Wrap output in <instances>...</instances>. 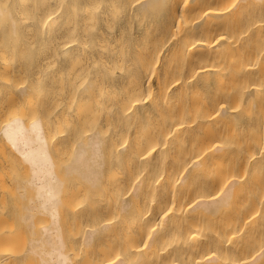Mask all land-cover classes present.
I'll use <instances>...</instances> for the list:
<instances>
[{"label": "bare ground", "instance_id": "bare-ground-1", "mask_svg": "<svg viewBox=\"0 0 264 264\" xmlns=\"http://www.w3.org/2000/svg\"><path fill=\"white\" fill-rule=\"evenodd\" d=\"M0 89V264H264V0H0Z\"/></svg>", "mask_w": 264, "mask_h": 264}, {"label": "rangeland", "instance_id": "rangeland-1", "mask_svg": "<svg viewBox=\"0 0 264 264\" xmlns=\"http://www.w3.org/2000/svg\"><path fill=\"white\" fill-rule=\"evenodd\" d=\"M190 38V35L188 36V39ZM25 91H27L26 89H25ZM24 91V92H25ZM50 91V90H49ZM2 89H0V94H1V96H0V120L5 116L4 114V109H6V108H3V110H2V106L3 107H5L6 106V100H2L4 97H3V95H2ZM50 93V94H49ZM25 93H22L21 92V94H20V92H18V96H19V99H18V101L21 99V98H23L22 96H26V94L24 95ZM49 94V95H48ZM48 96H43L44 98H45V100L47 99V103L49 104L48 105V107L46 106V110L45 109H43V111L40 109V107L41 106H43L42 104H41V102H39L40 100L42 101V99H40V98H42V97H39V99L40 100H38V98H37V100L35 99V101H32L33 102V106L32 107H34V108H32V107H30V108H32V110L34 109V110H36V111H42V113L43 112H45V114L43 113L42 115H43V117L45 118V122H47L49 125V127L47 128L48 130L47 131H49V129H50V131L49 132H51V129H55L54 127H53V125H54V123L57 121L56 120V118H58V117H54V115L55 116H57L55 113L58 111L57 110V108L56 107H54V106H56V105H53V104H55L54 103V101H52L53 102V104H51V100H54V95H53V93H52V95H51V92H48ZM22 95V96H21ZM42 95V94H41ZM40 95V96H41ZM51 96H52V98H51ZM48 97H49V99H48ZM35 98V97H34ZM43 98V99H44ZM51 99V100H50ZM1 100H2V102H1ZM50 100V101H49ZM18 101H16L17 103H18ZM21 101H23V100H20L19 102H21ZM45 102V101H44ZM69 101H67V103H68ZM71 102V101H70ZM38 103V104H37ZM43 103V102H42ZM46 103V104H47ZM75 103V102H74ZM74 103H72V105L71 104H68V105H71L72 107H74L75 106V104ZM3 104V105H2ZM41 105V106H40ZM53 105V106H52ZM66 106V104H64V102H63V104H59V106ZM74 105V106H73ZM37 106V108H39V109H37V108H35ZM59 106H58V108H59ZM60 106V108H59V110L61 111V109L64 111V113H68V111L70 110L71 111V107L69 108V106L68 107H61ZM42 108V107H41ZM52 109H54V110H52ZM56 109V110H55ZM67 110V111H66ZM69 111V112H70ZM46 112H47V114H46ZM58 113V112H57ZM68 115V114H67ZM49 116V117H48ZM51 117H54V118H51ZM51 119V120H50ZM53 119H54V122H53ZM70 119V121L72 120V118H69ZM74 119V118H73ZM47 120V121H46ZM50 120V121H49ZM53 123V124H52ZM67 125H69V126H66V125H64V126H60V127H58L57 128V126H56V128L58 129V130H61V131H56V134L54 133V137L57 135H62L61 137H65L66 136V134H69L70 132H71V130L73 129L74 130V128H75V130L76 129H78V130H80L79 128H76V127H78V126H76L75 124H71L72 125V127H73V125L74 126H76V127H71V125L70 124H67ZM51 127H53V128H51ZM62 128V129H61ZM48 132V133H49ZM61 133V134H60ZM88 133V132H87ZM64 135V136H63ZM256 135V134H255ZM53 136H51V138L53 137ZM56 136V137H57ZM249 136V135H248ZM54 137L52 138V140L54 139ZM57 139H59V137L57 138ZM56 139V140H57ZM64 153H65V155L64 154H62V155H60L62 158H60V159H64V157L67 159V157L70 155V150L68 149V150H66V151H64ZM0 154H1V152H0ZM6 155V153L4 154V156ZM7 157H8V155H6ZM3 157V156H2ZM2 157H1V155H0V159H2ZM5 158H3V160H4ZM66 159H64V160H66ZM62 161V160H61ZM5 169H0V172L2 171L3 173L0 175V179H2V184H1V180H0V187L1 188H3V190L0 188V190H2V192H1V194H3V195H5L6 194V196H4L5 197V199H3L4 201H5V204L8 206H6L5 204V206L3 205V200L1 199L0 200V204H2V206H0V212H3V210L1 209V208H3V209H5V211L3 212V214H5L7 217L8 216H10V219L8 218L7 220H12L11 222L10 221H5L6 222V224L8 225L9 224V222L12 224L13 222H14V224L12 225V227L14 226V228L13 229H19V226H20V223H21V226H22V229L23 230H21L22 231V234H24L23 236H25V235H27V238L25 239V241H23L24 240V238H23V240L22 241H20L21 243H22V246H23V244L24 243H26V240L28 241L29 240V238H30V235L32 234V232L31 231H33L34 233L35 232H37L36 230H35V227L37 226V224L35 223V224H33V225H31V223L33 222L34 223V221H32L31 220V223L29 224V223H25V221L24 220H21V213H22V211H24V208H25V206H23V205H25V204H27V202H26V200L24 199V198H22V197H19V195L17 194L18 192H17V190H16V187L13 185V184H15V183H13L14 181L12 180V178H11V181H10V177L12 176V175H14V174H12V173H10L9 171H8V169L6 168V170L4 171ZM259 169H256L255 171H254V174L258 177V175L257 174H259L260 175V173H261V171H259ZM6 172V173H5ZM10 174H9V173ZM4 174V175H3ZM7 174H9V175H7ZM2 176H3V178H2ZM14 177V176H13ZM15 178V177H14ZM6 180V181H5ZM11 183H10V182ZM13 181V182H12ZM4 182V183H3ZM7 182V183H6ZM13 186H12V185ZM69 184V183H68ZM4 185L6 186V187H4ZM10 185V186H9ZM9 186V187H8ZM14 188V190H12L13 188ZM11 189V190H10ZM10 190V191H9ZM3 191H5L4 193H3ZM12 191V192H11ZM15 193H14V192ZM101 191V188H99L98 189V193ZM8 192V193H7ZM10 193L12 194V196H10ZM0 194V195H1ZM14 196V197H13ZM1 197V196H0ZM3 196H2V198H4ZM14 198V199H13ZM23 199V200H22ZM20 200V201H19ZM2 202V203H1ZM15 202H16V204H15ZM17 203H20V205L19 204H17ZM19 205V206H18ZM2 210V211H1ZM9 212V213H8ZM14 212V213H13ZM20 212V213H19ZM12 216V217H11ZM35 216H38L37 218L39 219V215H35ZM35 216H33V220H34V217ZM20 217V218H19ZM13 218V219H12ZM19 218V219H18ZM42 218V217H41ZM15 219V220H14ZM14 220V221H13ZM23 221V222H22ZM3 222V221H2ZM37 222L39 223L40 222V225L42 224V223H44V222H42V220L40 221V220H37ZM42 222V223H41ZM1 223V222H0ZM2 224V223H1ZM0 224V225H1ZM5 224V226L3 225V226H1V228L2 227H4L3 228V230H5V231H2L1 232V230H0V232L2 233V234H5V232H6V234L9 232V229L11 228V226L9 225V228H8V226ZM26 225V226H25ZM29 225V226H28ZM35 225V226H34ZM39 225V226H40ZM6 226H7V228L8 229H6ZM21 226H20V229H21ZM30 226H31V229H30ZM32 226H33V230H32ZM38 226V227H39ZM25 229V230H24ZM37 229V228H36ZM12 230V228L10 229V232H12V234H14L15 233V231L17 232V230H13L14 231V233H13V231H11ZM38 230V229H37ZM70 230H71V232H72V230H74V229H72V228H70ZM77 230V229H76ZM76 230H74V231H76ZM8 231V232H7ZM19 231V230H18ZM25 231V232H24ZM68 231H69V229H68ZM68 231H67V229H66V233L68 234ZM73 231V232H74ZM20 232V231H19ZM24 232V233H23ZM76 232H78V231H76ZM18 233V232H17ZM17 233H15L16 235H18ZM26 233V234H25ZM31 233V234H30ZM12 234H10V233H8L7 235H12ZM66 234V235H67ZM72 234V233H71ZM78 234V233H77ZM77 234L75 235L74 233L72 234V236H73V238H75V237H77ZM20 235L21 234H19L17 237H16V239L17 238H19L20 237ZM70 232H69V234L67 235L69 238H70ZM23 236H21L20 238H22ZM14 237H15V235H14ZM26 237V236H25ZM13 238V237H12ZM14 239V238H13ZM15 240V239H14ZM13 243H14V241H13ZM18 243V242H17ZM21 243H20V247H22L21 246ZM10 244H8V246H9ZM12 246H13V244H12ZM15 246H16V243H15ZM18 246V245H17ZM17 246H16V248H17ZM7 247V246H6ZM11 247V245L9 246V248ZM20 247H18V248H20ZM12 250V249H11ZM0 251H2L1 253H0V259H2L4 256H6V249H5V251H4V249L2 250L1 248H0ZM8 251H9V249H8ZM3 253V255H1ZM11 253V252H10ZM10 253L8 252L7 253V256H9L10 255ZM31 262H33V264H35L34 263V261H31ZM30 263V262H29ZM32 264V263H31Z\"/></svg>", "mask_w": 264, "mask_h": 264}]
</instances>
